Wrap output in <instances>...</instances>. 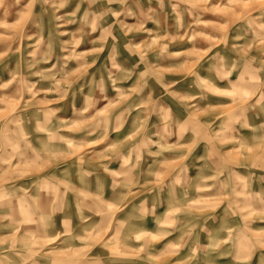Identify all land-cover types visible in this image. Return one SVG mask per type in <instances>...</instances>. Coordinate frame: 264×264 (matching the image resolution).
<instances>
[{
	"label": "rangeland",
	"instance_id": "374dc122",
	"mask_svg": "<svg viewBox=\"0 0 264 264\" xmlns=\"http://www.w3.org/2000/svg\"><path fill=\"white\" fill-rule=\"evenodd\" d=\"M0 264H264V0H0Z\"/></svg>",
	"mask_w": 264,
	"mask_h": 264
}]
</instances>
